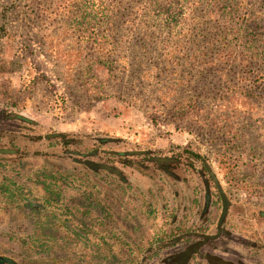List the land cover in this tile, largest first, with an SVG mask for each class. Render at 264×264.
<instances>
[{"label": "rangeland", "instance_id": "374dc122", "mask_svg": "<svg viewBox=\"0 0 264 264\" xmlns=\"http://www.w3.org/2000/svg\"><path fill=\"white\" fill-rule=\"evenodd\" d=\"M18 1L10 5V0H0V13L8 5L10 11L5 24L0 20L5 27V32L0 33V149L11 151L0 155V170L8 174L13 171L10 175L20 183L22 198L36 208V219L34 223L28 221L27 215L19 211L16 229L31 234L30 227L38 229L52 212L66 223L72 242L81 240L84 251L103 253L114 264H123L128 254L126 248H134L142 236H160L161 232L169 235L182 225L191 238L181 244L167 238L166 246H154L152 260L146 261L163 264L167 257L197 242V230H203L206 236L217 234L222 204L209 178L211 172L230 207L222 233L206 241L198 256L187 264H209L206 256L233 264H264V103L245 104L240 94L228 105L223 104L224 93L210 89L214 84L221 87L226 79L210 78V86L204 90L206 98L196 100V112L216 124L202 130L197 124L191 127L187 123L175 130L177 121H163L169 117L161 118L160 125L154 126L140 110L127 108L116 100L90 102L72 72L79 66L78 55L69 54L71 57L66 60L56 52L62 46L47 45L49 60L45 59L37 43V30L28 22L33 13L31 0H21L19 4ZM56 64L58 70L54 73ZM37 68L42 74H38ZM20 74L22 87L38 78L33 98L24 111L7 107L8 98L1 93L20 84ZM102 74L99 77L103 78ZM196 85L188 97L201 92L202 82ZM15 115L28 122L16 119ZM213 132L219 134L210 138ZM236 132L238 136L234 137L231 133ZM219 136H223L220 141H209ZM189 151L199 154V160L190 156ZM126 152L141 153L118 155ZM151 157L174 162L155 164L150 162ZM85 161L113 167L122 173L127 184H120V178L102 170L99 173L103 180L90 176L85 181L117 182L118 186L111 190L102 186L91 199L86 198L87 187L80 180L83 174L86 177L90 173L83 171ZM33 182L39 190L30 187ZM52 182L63 183L62 190L56 191H65L50 197L45 188L46 183ZM48 199L52 204H44ZM73 202L78 205L72 206ZM5 208L0 200V213L10 214L11 209ZM25 238L20 236L14 242L0 239V244L5 241L6 246L12 242L1 257L11 258L17 264H46L48 255L39 254L37 251L42 248L37 249V245L48 246L56 258L63 254L73 258L77 253V248L65 243V235L36 242Z\"/></svg>", "mask_w": 264, "mask_h": 264}, {"label": "trees", "instance_id": "16d2710c", "mask_svg": "<svg viewBox=\"0 0 264 264\" xmlns=\"http://www.w3.org/2000/svg\"><path fill=\"white\" fill-rule=\"evenodd\" d=\"M16 1L10 0V5ZM29 4L33 13L28 22L37 30L41 53L49 60L47 45H55L63 47L56 52L66 60L78 55L79 66L72 72L90 102L116 100L127 108L140 110L154 126L160 125L161 118L169 117L163 121H177L175 130L187 123L191 127L197 124L202 130L216 124L196 112V100L206 98L203 95L210 78L226 79L221 87L214 84L210 89L224 93L223 104L228 105L240 94L245 104L264 103V0H31ZM8 8L9 5L0 13L3 24L10 12ZM3 24L0 33L5 32ZM54 66L55 73L58 65ZM37 72L42 74L38 68ZM100 72L103 78L99 77ZM19 79L20 84L1 93L8 98L7 107L24 111L33 98L38 78L31 79L25 87L22 74ZM201 82V92L188 97ZM231 134L238 136L237 132ZM221 137L209 141L217 142ZM188 154L195 160L200 158L199 154ZM152 158L150 162L156 164ZM84 166L90 173L102 171ZM109 174L125 182L122 173ZM209 178L214 184L211 175ZM32 206L28 208L35 209ZM197 232L194 236L198 242L206 235L201 229ZM65 237L66 244L77 248L75 258L67 254L56 258L44 250L46 245H37L44 250L37 251L39 254L48 255L46 264H114L103 253L84 251L80 239L72 242L68 233ZM167 238L181 244L191 235L180 225L169 235L161 232L160 236H146L134 248H126L129 257L125 264L152 260V248L166 246ZM201 247L192 257L198 256Z\"/></svg>", "mask_w": 264, "mask_h": 264}, {"label": "crops", "instance_id": "0c3cea01", "mask_svg": "<svg viewBox=\"0 0 264 264\" xmlns=\"http://www.w3.org/2000/svg\"><path fill=\"white\" fill-rule=\"evenodd\" d=\"M0 155H4V154H0ZM83 171H85V169H83ZM0 174H2V176L0 175V197H1L0 200L2 201V203L7 208L11 209L10 214L9 213L5 214L4 211L2 213H0V225H2V226H0V239L6 238V239H10L12 242H14L15 239L19 238L20 236L26 237L25 239H29V238L42 239V238H44V239H51V240L57 239V238L61 237L62 235L66 236V233H68L67 230L65 229L66 223L63 221V219H60L57 214H54L52 212L49 213L50 215L48 217H44V219L40 222L38 229H36L34 227L32 229V227H30L31 234H25L24 232L18 231L16 229V226L20 223L19 222L20 220L17 219L16 215L19 213V211H23V213L27 215L26 220H28V221L32 220L34 223V220L36 218H34L33 216H35L36 208L32 209L31 210L32 212L29 211L30 208H34V207L22 198L20 191H19V187H18V185L20 183L16 182L14 177L10 175V174H13V171H12V173L9 172V174H8L7 171H4V170L2 171V169H1ZM86 174H87L86 177L83 174L81 176L82 179L80 178V180H84L82 183L87 187L86 192L84 194V195H86V198L91 199V197L96 192H98L99 190H102L101 189L102 186H108L109 189L112 187L115 188L118 186L117 182H115V183L107 182L106 183L105 181L95 182L94 180H92L93 177L98 178L100 180L102 173H86ZM90 176L92 177V179L90 181L86 182L85 180L89 179ZM101 180H103V179H101ZM35 182L29 183V185L32 189L39 190L37 187H34ZM119 183L122 185L127 184L126 182H119ZM97 184H99V186ZM62 186L64 187V184L59 183V182H56V183L52 182V183H50V185L48 183H46L45 190L50 197L59 196L65 190L61 191L60 193L57 192L56 190H62ZM68 190H70V189H68ZM49 200L50 199L44 201V204H46V205L52 204L51 201H49ZM77 205H78V202H73V204H72V206H77ZM80 205H82V204H80ZM28 207H30V208H28ZM7 208H5V211H8ZM23 208H26V210H21ZM68 209H69V207H68ZM83 213L88 214L87 212H83ZM6 228H9L10 230L9 229L5 230ZM5 231L8 232V234H6ZM18 232H20L21 234L18 235L17 234ZM142 238H143V236L141 237V239ZM12 242H9V244H7V246L12 244ZM7 246L5 245V241H3V243L0 244V256H2L3 253L6 251V249H8ZM52 246L54 247L56 245H52ZM37 249H41V248H37ZM44 250L46 252L52 253V251H51L52 249H49L48 246L44 247ZM44 250H40V251H44ZM128 257L129 256L127 254L126 258H128ZM141 260H143V259H141ZM141 260L139 263H142ZM123 264H124V262H123ZM144 264H146V261L144 262Z\"/></svg>", "mask_w": 264, "mask_h": 264}, {"label": "water", "instance_id": "95a60500", "mask_svg": "<svg viewBox=\"0 0 264 264\" xmlns=\"http://www.w3.org/2000/svg\"><path fill=\"white\" fill-rule=\"evenodd\" d=\"M15 118L20 120V121H26L28 122L27 119H25L24 117L20 116V115H15ZM11 151L9 150H3V149H0V154H10ZM141 152H126V153H118V155L120 156H129V155H133V154H140ZM153 161H156V162H167L168 159H165V158H153L152 159ZM84 164L90 168L91 170L93 171H97V170H104L106 172H109V173H113V174H117L118 171L112 167H110L109 165H105V164H98V163H95V162H92V161H85ZM210 175L214 181V185L217 189V192L219 194V197H220V200H221V204H222V209H221V213H220V216H219V219H218V224H217V234L215 236H204V240L201 241V242H198L192 246H190L186 251L182 252L181 254L177 255V256H174L173 259L179 263V262H186L193 253H196L198 251V249L206 242L208 241L209 239H215L217 238L221 232H222V224L225 220V217L228 213V209L230 207V202L228 200V198L226 197L224 191L222 190L220 184L218 183V181L216 180V178L211 174L210 172ZM179 239V238H178ZM207 259V261L210 263V264H233L229 261H226L222 258H219V257H216V256H206L205 257ZM0 264H15L14 262L4 258V257H1L0 256Z\"/></svg>", "mask_w": 264, "mask_h": 264}, {"label": "flooded vegetation", "instance_id": "af4514ba", "mask_svg": "<svg viewBox=\"0 0 264 264\" xmlns=\"http://www.w3.org/2000/svg\"><path fill=\"white\" fill-rule=\"evenodd\" d=\"M169 161V160H168ZM222 233V232H221ZM196 244V243H195ZM194 245V244H193ZM190 246H192V245H189L185 250H183V251H181V252H177V253H175L173 256H170V257H167V259H165L164 261H163V264H187L189 261H190V259H191V257H192V255H191V257L186 261V262H179V263H177L174 259H173V257L174 256H177V255H179V254H181L182 252H184V251H186ZM207 260V259H206ZM210 264V263H209Z\"/></svg>", "mask_w": 264, "mask_h": 264}]
</instances>
